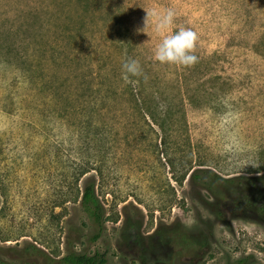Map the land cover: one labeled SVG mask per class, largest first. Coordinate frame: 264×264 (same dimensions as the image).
<instances>
[{
  "label": "rangeland",
  "instance_id": "rangeland-1",
  "mask_svg": "<svg viewBox=\"0 0 264 264\" xmlns=\"http://www.w3.org/2000/svg\"><path fill=\"white\" fill-rule=\"evenodd\" d=\"M169 8L172 31L197 33L190 67L156 62L161 36L143 31L146 11ZM33 28H45L54 44L48 75L63 92L78 95L82 77L100 65L105 76L123 78L122 64L134 58L151 107L139 108L130 94L107 96L92 119L102 127L93 141L100 174L81 177L94 151L93 131L80 129L91 108L79 113L72 95L68 104L52 100V91L25 85L16 65L0 61V264H61L70 252L105 253L106 264H158L125 242V223L138 220L146 236L177 221L200 227L201 219L213 223L210 246H174L168 264H264V217L229 210L233 192L222 182L208 198L189 181L191 169L203 168L235 187L260 177L264 184V0H0L2 36ZM91 175L106 220L96 241L80 204ZM213 195L226 208L222 219L200 200Z\"/></svg>",
  "mask_w": 264,
  "mask_h": 264
},
{
  "label": "trees",
  "instance_id": "trees-1",
  "mask_svg": "<svg viewBox=\"0 0 264 264\" xmlns=\"http://www.w3.org/2000/svg\"><path fill=\"white\" fill-rule=\"evenodd\" d=\"M122 27V26H121ZM123 29V27H122ZM45 30V28H44ZM41 32L40 29L36 33L35 28L29 31V34L25 35L17 31L5 36L0 34V56L2 58L0 61L6 65H16L14 68L16 72L21 76V78L28 83L34 84L35 88L39 91L44 89L45 91H52L53 98L57 102L67 103L66 101L71 100V95L76 96L77 101L79 102V113L86 111L91 108L88 112L89 117L80 123V129H84V132H87V137L92 133L91 141L99 142L98 135L101 133L99 123H95L92 119L99 109L103 108L106 102V97H112L117 95L116 92L123 95L130 94L136 106L141 109L149 110L151 105L147 101L146 96V85L142 83L139 79L134 78L135 83H126L122 76L114 74L112 77L106 73L104 75V69L100 65L97 68V71L90 70L88 73L82 77V81L79 87L78 95H73L71 92H63L59 84H54V81L50 79L49 72V60L55 59L54 57V44L49 43L48 40L50 36L45 35L46 32ZM0 32H5L1 31ZM28 36V37H26ZM122 37H127L123 35ZM41 39L42 42L38 40ZM69 49L73 53V60L76 53L71 51L73 49L72 39L69 38ZM75 41V40H74ZM40 46V47H39ZM46 47L49 48L50 57H46ZM71 48V50H70ZM31 51L32 53H30ZM66 53V52H65ZM62 56H59V59ZM75 71L79 67H75ZM37 78L39 80L37 81ZM115 78H119L115 80ZM117 81L119 83H117ZM54 85V86H53ZM68 104V103H67ZM65 104V109H70L75 107L74 104L67 105ZM160 106V104H158ZM152 116V114H151ZM168 114L163 112L162 121L168 119ZM90 119V120H88ZM101 126V125H100ZM161 128L166 126L165 124L159 125ZM93 148V152H89V160L85 163V166L81 171H79V176H84L87 173L96 171L97 174H100V168L96 167L98 165V150L97 147H94L93 144H90ZM97 164V165H96ZM78 180V179H77ZM189 181L195 182L198 181L205 189L209 197L212 198V185L215 182H222L228 187L232 188L233 198L231 201V207L229 210H233L235 206L248 209L249 214L254 216L264 217V184L261 181V177L253 181L248 182L245 187L240 186L235 187L236 183L234 179H221L218 175L214 174L209 169H191L189 174ZM96 177L91 175L83 181L82 190H81V200L80 204L82 209L88 215L92 223L98 229V232L92 237V241H96L102 232L103 227L105 226V213L104 207L99 199V196L96 192ZM216 195H213L212 200L200 199L205 207L216 217L223 218L226 214V208L222 207L218 202ZM233 212V211H232ZM202 226L195 228H188L183 225L182 222H175L170 226L164 225L163 227H158L153 233L144 236L141 233V224L138 220H131L125 223L121 236L131 247H133L137 253L138 257L142 260H145L150 257H155L158 261V264H168L169 254L172 253V248L174 246L178 247L180 251L196 249V250H205L210 246V239L212 237L213 223L209 219H201ZM166 250L168 253H166ZM170 251V252H169ZM164 253L166 259L158 258L159 254ZM164 260V261H163ZM61 264H106V254L95 252L92 255L70 252L65 255L61 260Z\"/></svg>",
  "mask_w": 264,
  "mask_h": 264
},
{
  "label": "clouds",
  "instance_id": "clouds-1",
  "mask_svg": "<svg viewBox=\"0 0 264 264\" xmlns=\"http://www.w3.org/2000/svg\"><path fill=\"white\" fill-rule=\"evenodd\" d=\"M175 15L171 8L163 11L156 9L146 11L143 31L150 28L161 36L153 54L156 62L161 65L190 67L198 62V56L194 52L198 36L194 30L183 26H178L172 31ZM122 73L126 83H135L131 78L142 74L139 61L128 58L122 64Z\"/></svg>",
  "mask_w": 264,
  "mask_h": 264
}]
</instances>
